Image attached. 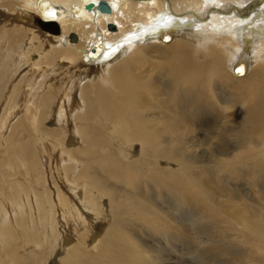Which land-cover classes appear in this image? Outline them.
I'll use <instances>...</instances> for the list:
<instances>
[{"label":"bare ground","instance_id":"6f19581e","mask_svg":"<svg viewBox=\"0 0 264 264\" xmlns=\"http://www.w3.org/2000/svg\"><path fill=\"white\" fill-rule=\"evenodd\" d=\"M7 112L42 160L0 194V264H168L148 232L202 226L222 264H264V0H0Z\"/></svg>","mask_w":264,"mask_h":264},{"label":"rangeland","instance_id":"374dc122","mask_svg":"<svg viewBox=\"0 0 264 264\" xmlns=\"http://www.w3.org/2000/svg\"><path fill=\"white\" fill-rule=\"evenodd\" d=\"M108 30H109V28H108ZM110 33H113V32H110ZM33 58H36V56H34ZM14 114H15V112H13V113L7 112L2 120H5V122L7 121V123L10 121L11 124H14L18 118V117H16V118L14 117V119H13L14 121L12 122L11 118L14 116ZM29 118L32 121V117H29ZM9 123L7 124L6 128L0 129V179H1L0 180V186H1L0 187V194L2 195L3 198H6L8 195V191L10 190L9 183L18 182V183H21L24 185L27 184L26 178H25L26 177V175H25L26 171H25V167L22 166V163L26 164L28 162V157L29 156L32 157V155L35 157L36 156L35 150L38 151V147L36 148L35 145H33L34 142H33L32 136L28 132L24 131V129L27 126L30 129H32V127L29 125L28 122H27V124H25V126H23V125L20 126V128L17 129V131L15 132V134H13L10 138H9L10 131L8 128ZM32 134L34 137L35 135L33 132H32ZM4 141H6V142L4 143ZM26 141H27V143H26ZM24 145H28L27 147H25L26 148L25 149L26 155H24L22 153L21 148H18V146L21 147ZM77 146H78V143L74 142L70 147L76 148ZM195 150H197V149H195ZM192 151H194V149H192ZM39 153L40 152L38 151V154ZM27 154H30V155H27ZM40 154H39L38 159L40 158V160H42ZM43 156L47 157L46 154ZM8 160H10L9 163H8ZM161 167L163 169H165V167L163 165H160V167L158 166V168H161ZM13 170H15V171H13ZM41 171H45L43 166L41 167ZM196 172L198 174V166L196 167ZM36 175H37V173H36ZM38 176H39V174H38ZM48 177L52 179L51 182L56 183V180H54L50 175H46L45 172H43L42 175H40L38 178H40V180L43 181L46 186H49L48 185V183H49ZM36 178H37V176H36ZM205 180L211 186H220L219 180H217V179L212 178V181H208L209 179L205 178ZM213 182H214V184H213ZM226 185L231 189L236 188V189L240 190L241 192L246 193L247 188L245 187V181L239 180L236 182L232 181V183L227 182ZM230 186H232V187H230ZM152 194L154 197L157 196V194L156 193L154 194V192H152ZM162 200L159 201L160 204L163 203ZM164 201L166 202V204H162V205L165 207L167 206L166 207L167 209L170 207L169 206L170 204L172 205L171 208L174 207V204L171 203L172 202L171 199H169L167 201L164 199ZM168 201H169V203H168ZM173 209L174 208H172V210ZM172 212H174V210ZM192 213L190 214V216H192ZM175 215L178 216L179 214H177L175 212ZM179 217H180V215H179ZM108 223L109 222L107 221L105 223V226L108 225ZM101 230L102 231L100 232V234H103L105 231V227H103ZM198 230H200L199 232H203L202 233L203 236H201L203 238L202 244L200 243V241L198 242V240L197 241H191L190 240L187 242L188 244L185 242L177 241V240H175V241L171 240V242H169V241L167 242L165 240L160 239V241L158 242V240H154V238H156V239L160 238L158 236V234L149 231L148 235H147V239L149 241L147 243V246L150 247V249L152 251L157 252L155 254L158 255L160 261L167 260L168 264H222L218 258L217 253L215 251L211 250V249H214V246L208 245L207 243H204L206 237L210 238L211 235H209V233L211 234V231L207 227H203V226H202V229L200 228ZM197 231H192V230L190 231V233L191 232L193 233L192 237H194L195 239H198L196 236V235H198ZM230 240L232 241V239H230ZM180 248H182V249H180ZM177 249H179V250H177ZM208 249H210V250H208ZM179 253H180V255H179ZM154 256H156V255H154ZM54 264H58V262H55Z\"/></svg>","mask_w":264,"mask_h":264},{"label":"water","instance_id":"95a60500","mask_svg":"<svg viewBox=\"0 0 264 264\" xmlns=\"http://www.w3.org/2000/svg\"><path fill=\"white\" fill-rule=\"evenodd\" d=\"M137 1H143V0H137ZM92 8H93L92 5H88L87 6V10H91ZM98 9L102 13H110V11H111L109 5L107 3H105V2L99 3Z\"/></svg>","mask_w":264,"mask_h":264},{"label":"snow or ice","instance_id":"6c2138e0","mask_svg":"<svg viewBox=\"0 0 264 264\" xmlns=\"http://www.w3.org/2000/svg\"><path fill=\"white\" fill-rule=\"evenodd\" d=\"M237 71H240V72H242L243 70H242V69H237Z\"/></svg>","mask_w":264,"mask_h":264}]
</instances>
